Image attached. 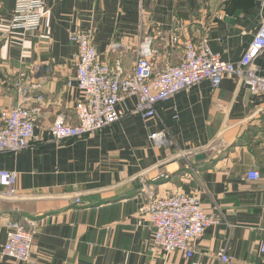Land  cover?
Here are the masks:
<instances>
[{
    "label": "crops",
    "instance_id": "crops-1",
    "mask_svg": "<svg viewBox=\"0 0 264 264\" xmlns=\"http://www.w3.org/2000/svg\"><path fill=\"white\" fill-rule=\"evenodd\" d=\"M14 8L15 0H0V18ZM263 18L264 0H46L39 29L1 37L0 125L2 111L21 101L14 85L21 77L32 86L28 105L41 111L30 148L0 153V169L19 175L18 196H0V264H264V93L231 77L218 88L204 80L159 103L149 122L130 115L95 136L63 142L50 132L61 115L77 119L72 32L89 33L102 61L121 60L133 73L144 39L154 44L158 68L177 63L182 46L173 44L174 33L207 38L224 60L239 62ZM255 66L264 75V50ZM162 130L170 143L159 148L150 136ZM252 170L258 180L247 177ZM177 193L199 196L208 214L221 217L204 231L193 259L153 249L154 227L142 212L149 195ZM8 218L35 227L31 262L2 257Z\"/></svg>",
    "mask_w": 264,
    "mask_h": 264
},
{
    "label": "built area",
    "instance_id": "built-area-1",
    "mask_svg": "<svg viewBox=\"0 0 264 264\" xmlns=\"http://www.w3.org/2000/svg\"><path fill=\"white\" fill-rule=\"evenodd\" d=\"M45 4L46 0H16L11 19L0 20V38L15 30L32 32L39 29ZM70 38L78 45L75 81L82 95L76 104L75 122L61 115L52 124L50 132L57 142L95 135L130 115L151 120L157 115L159 103L171 100L178 92L204 80H209L214 88H218L225 77H231L251 93H264V75L255 66V60L264 50V18L239 62L224 60L219 52L213 50L207 38L196 41L174 33L173 44L182 46V55L177 64L169 63L158 68L154 61L156 50L153 42L144 39L136 48L137 62L133 73H126L119 64L110 66L102 61L89 33L74 31ZM119 45L114 44L113 49H120ZM14 85L21 101L16 107L4 109L1 113L0 153L20 152L31 145L41 110L39 106L27 104L31 98V84L21 77ZM43 98V95L38 96L39 100ZM127 98L136 100L134 106L126 110L118 108ZM151 139L158 146L168 141L165 130L152 133ZM247 177L258 180L260 172L249 171ZM17 181V171L0 169V189H4L5 197L16 196ZM142 212L154 227L153 249H161L167 254L181 251L190 259L195 257L196 245L204 231L221 219L218 214H208L203 209L201 198L192 193L160 198L151 196ZM6 223L9 229L2 257L13 258L17 263L31 262L35 227H26L19 218H8ZM261 249L264 252V243ZM220 257L223 262L230 260L225 249L220 251ZM191 264L205 263L194 259Z\"/></svg>",
    "mask_w": 264,
    "mask_h": 264
},
{
    "label": "rangeland",
    "instance_id": "rangeland-1",
    "mask_svg": "<svg viewBox=\"0 0 264 264\" xmlns=\"http://www.w3.org/2000/svg\"><path fill=\"white\" fill-rule=\"evenodd\" d=\"M15 9H16V0H15V8H14V11H13V14H14V12H15ZM13 14L10 16V17H2V18H0V20H2V19H5V20H9V19H11V17L13 16ZM16 31V30H15ZM19 31H21V30H19ZM173 37V36H172ZM119 46H121V48H122V45H119ZM153 47H154V44H153ZM120 48V49H121ZM120 49H115V50H117V51H119ZM154 49H155V47H154ZM156 50V49H155ZM114 51V50H113ZM135 54L137 55V52L135 51ZM155 55H156V51H155V54H154V57H155ZM100 56V55H99ZM119 62H117V63H115L114 65H110V66H117L118 64L123 68V65H122V62H121V60H118ZM77 62H78V59H77ZM179 62V61H178ZM177 62V63H178ZM177 63H174V64H177ZM77 67V66H76ZM19 81H20V78L18 79ZM15 88H16V86H15ZM78 88V87H77ZM17 89V88H16ZM18 90V89H17ZM78 90H79V92H80V94H81V91H80V89L78 88ZM19 92V91H18ZM82 95V94H81ZM80 95V96H81ZM127 99H129V98H127ZM134 99V98H133ZM29 100V99H28ZM28 100H27V104H28ZM19 104V103H18ZM30 106V105H29ZM34 106H39V105H37V104H35ZM16 107V106H15ZM40 107V106H39ZM12 109V108H11ZM41 111V110H40ZM39 111V112H40ZM128 117V116H127ZM127 117H125V118H127ZM76 118H77V116H76ZM124 118V119H125ZM124 119H122V120H124ZM77 120V119H76ZM122 120H120V122L122 121ZM151 120H154V118L153 119H151ZM151 120H143L144 122H149V121H151ZM97 134V133H96ZM95 134V135H96ZM95 135H88V136H95ZM84 137V136H83ZM151 137V136H150ZM167 137H168V135H167ZM80 138V137H79ZM151 139V138H150ZM152 141V144L154 145V146H157V147H162V146H167L169 143H170V139H169V137H168V141H167V143L165 144V145H162V146H158V145H156L154 142H153V140H151ZM31 146V145H30ZM30 146L28 147V148H30ZM27 148V149H28ZM26 150V149H25ZM25 150H23V151H25ZM21 152V151H20ZM11 153H19V152H11ZM181 154H182V152H181ZM189 168V167H188ZM4 169V168H3ZM7 170H10V169H7ZM12 171H16V170H12ZM19 176V175H18ZM18 182V181H17ZM16 186H17V184H16ZM15 186V188H16V196H18V191H17V187ZM173 195V194H172ZM0 196H5L4 195V189H0ZM15 196V197H16ZM151 196H153V195H149V200H150V197ZM154 197V196H153ZM14 198V197H13ZM154 198H156V197H154ZM149 202V201H148ZM147 202V203H148ZM17 219V218H16Z\"/></svg>",
    "mask_w": 264,
    "mask_h": 264
},
{
    "label": "water",
    "instance_id": "water-1",
    "mask_svg": "<svg viewBox=\"0 0 264 264\" xmlns=\"http://www.w3.org/2000/svg\"><path fill=\"white\" fill-rule=\"evenodd\" d=\"M236 15H237V13H236ZM204 157V154H198L197 156H196V158L198 159V158H200V157Z\"/></svg>",
    "mask_w": 264,
    "mask_h": 264
}]
</instances>
